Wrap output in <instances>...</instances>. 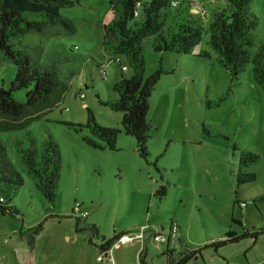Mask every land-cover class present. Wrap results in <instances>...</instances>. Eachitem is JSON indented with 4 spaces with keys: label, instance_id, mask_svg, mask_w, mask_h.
Here are the masks:
<instances>
[{
    "label": "rangeland",
    "instance_id": "rangeland-1",
    "mask_svg": "<svg viewBox=\"0 0 264 264\" xmlns=\"http://www.w3.org/2000/svg\"><path fill=\"white\" fill-rule=\"evenodd\" d=\"M72 1L75 6L63 9L62 15L74 23L76 35L44 42L43 62L56 51L75 59L66 66L75 77L65 101L27 130L0 134L25 180L20 189L0 186V198L20 211L18 217L0 214V264H142L141 260L168 264L162 256L168 245L153 236L173 235L172 221L180 231L169 247L178 254L223 241L230 231L240 234L264 228V91L254 79L253 67L235 82V94L228 102L208 108L207 101L213 103L232 84L209 46L208 32L195 56L168 53L162 57L147 45V78L162 58L164 68L173 71L161 79L151 100L149 156L143 159L137 140L123 132L120 151L96 150L67 124H86L90 110L101 125L122 131L123 113L101 101L117 100L115 85L132 78L134 71L126 57L103 49V23L112 0ZM203 2L209 24L224 2ZM252 11L260 22L259 40H263L264 0H253ZM26 39L42 42L41 36ZM17 71L4 59L0 88L9 89ZM15 95L26 101L25 90ZM83 134L90 136L88 130ZM31 138L40 150L50 139L60 146L63 168L54 204L38 190L15 145L20 141L29 147ZM243 151L262 160L248 170L256 175L255 182L238 186ZM161 188L168 191L163 199L157 195ZM78 205L82 212H89L86 220L81 219L82 212L77 213ZM94 225L99 228L97 235ZM121 232L128 236V243L115 242L108 248L107 242ZM144 250L148 253L142 256ZM191 264H264V237L257 245L243 239L219 252L204 250Z\"/></svg>",
    "mask_w": 264,
    "mask_h": 264
},
{
    "label": "trees",
    "instance_id": "trees-1",
    "mask_svg": "<svg viewBox=\"0 0 264 264\" xmlns=\"http://www.w3.org/2000/svg\"><path fill=\"white\" fill-rule=\"evenodd\" d=\"M204 0H112L111 11L103 23L105 39L103 49L106 53L124 56L134 71L132 78H124L114 90L119 94L117 100L101 101L114 112L123 113L122 131L101 125L89 110L86 124H67L88 146L104 151H120V134L137 140L138 151L147 159L148 142L153 126L149 121L151 100L161 79L173 74L165 69L162 58L168 53L195 56L197 47L208 32L209 46L217 54L219 64L226 69L231 82L228 91L218 95L213 103L207 101L208 108L222 107L235 94V82L253 67L254 79L264 91V39L259 40L257 31L259 19L252 11L253 0H211L220 5L214 13L213 21L207 24ZM200 5L199 10L195 5ZM206 4V3H205ZM75 6L72 0H0V64L7 59L18 71L9 89L0 88V134L27 130L31 125L52 113L64 101L71 89L70 82L75 72L66 69L75 59L56 51L43 62L44 42L61 36H74L77 33L74 23L62 15L63 9ZM196 8V9H195ZM41 36L42 42H27L29 36ZM148 40L150 43L146 44ZM162 55L156 72L147 78L146 46ZM209 56V53L206 54ZM26 91V101L16 98V92ZM88 130L90 136L84 135ZM220 137L228 139L227 136ZM31 145L15 143L18 153L30 175L37 182L38 190L51 203H55L63 168L59 144L50 139L43 149H38L33 138ZM236 149V148H235ZM262 158L251 152L240 154V168L237 175L238 186L252 184L256 175L248 170L260 163ZM8 184L20 189L24 186L23 175L17 170L9 157L7 145L0 139V186ZM168 194L161 188L157 195L163 199ZM76 214L75 211H73ZM0 214L18 217L20 211L12 203L0 198ZM84 220V219H83ZM234 222L242 225L241 222ZM175 221L171 223L173 234ZM94 233L99 228L92 227ZM180 226L178 225V234ZM157 234H154L155 238ZM125 233L116 234L107 242L108 248L119 242ZM264 237V228L249 230L245 233L230 231L225 240L207 244L193 252L176 253L169 247L173 235L167 237L168 247L162 252L168 264H191L204 250L213 248L219 252L227 244H235L249 239L257 245ZM148 253L144 250L142 256ZM141 256V259H142ZM141 263L143 264L142 260Z\"/></svg>",
    "mask_w": 264,
    "mask_h": 264
},
{
    "label": "built area",
    "instance_id": "built-area-1",
    "mask_svg": "<svg viewBox=\"0 0 264 264\" xmlns=\"http://www.w3.org/2000/svg\"><path fill=\"white\" fill-rule=\"evenodd\" d=\"M195 7L198 8L199 10H202L200 5H198V4L195 5ZM202 11L205 12V10H202ZM77 207H78L77 213L82 212V207L80 205H78ZM89 215H90L89 212H82L80 217H81V219L86 220L89 217ZM177 234H178V225H175V228L173 231V236H176ZM154 239H155V241H159V242H163V243H165L167 241L166 236H161L159 234H157ZM128 241H129L128 236H125L118 242V244H119V246H124L128 243Z\"/></svg>",
    "mask_w": 264,
    "mask_h": 264
}]
</instances>
